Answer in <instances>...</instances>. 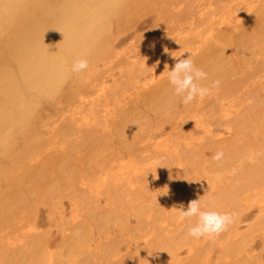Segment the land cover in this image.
Instances as JSON below:
<instances>
[{"label":"bare ground","instance_id":"bare-ground-1","mask_svg":"<svg viewBox=\"0 0 264 264\" xmlns=\"http://www.w3.org/2000/svg\"><path fill=\"white\" fill-rule=\"evenodd\" d=\"M184 51L221 81L187 106L168 81ZM263 129L264 0H0V264H240L263 217L217 237L218 261L177 217L199 198L264 212Z\"/></svg>","mask_w":264,"mask_h":264},{"label":"clouds","instance_id":"clouds-1","mask_svg":"<svg viewBox=\"0 0 264 264\" xmlns=\"http://www.w3.org/2000/svg\"><path fill=\"white\" fill-rule=\"evenodd\" d=\"M186 52L189 53L187 58H181ZM170 55L173 60H175V63L168 71V81L173 88L174 94L181 97V103L183 105H190L196 100L203 101L208 95H210L212 89L220 86L221 81L218 79L214 80L210 86H204L201 83V81L208 79V73L201 68L196 67L191 52L184 51L179 55H173L172 53ZM165 66L168 67L167 64H165ZM88 68L89 61L84 56H81L73 61L70 71L75 74H81ZM223 155L224 153L222 151H218L213 156V160L220 161ZM162 161L163 158L156 161V168L158 166H165ZM168 192L169 189L167 187L159 194L167 195ZM194 217L196 218V223L188 229V235L195 239H216L236 222L238 213L220 212L203 207L199 198L191 200L188 203L186 210H184L183 205H181L177 220L178 222H182L185 219H191Z\"/></svg>","mask_w":264,"mask_h":264},{"label":"rangeland","instance_id":"rangeland-1","mask_svg":"<svg viewBox=\"0 0 264 264\" xmlns=\"http://www.w3.org/2000/svg\"><path fill=\"white\" fill-rule=\"evenodd\" d=\"M227 1V0H225ZM229 2L231 0H228ZM153 13H149V16L152 15ZM149 16H142V20H147L150 19ZM145 31H142L141 33H143ZM258 57H261L260 55ZM262 58V57H261ZM264 132V129H263ZM237 134V133H236ZM237 137V136H236ZM261 144L258 145V147H264V137H261L260 140ZM253 158V156H251V154L249 155L248 159H250V162L252 161L251 159ZM246 161V160H243ZM247 162V161H246ZM232 169L235 168V166H231ZM227 168L221 169L219 170L218 176L222 178L223 181L228 180L231 178V176L233 175V170H229ZM236 170V169H235ZM213 174H217L214 171H204L203 169L198 172V179H199V183L202 185V187H208L209 186V181L212 179ZM224 177V178H223ZM227 178V179H225ZM195 187V185H194ZM259 198L256 197L254 199H252L250 201V204L247 207H242L241 209V214H239V218L236 221V226H238V230L239 233L235 234L234 232H230L231 234H233L234 238L238 239V237L244 236L243 234H247V227L251 224V226L249 228H252V220L258 218V217H263L264 218V212L263 213H258V211L260 210V207L258 206L260 204V202H257ZM67 203L68 201L65 200ZM66 214H70L69 213V207L66 204ZM40 221H42V223L40 222V227L39 228L43 234L44 237H48L51 236L50 233L52 234L51 236V242L53 245L57 244L58 242L55 240L54 236L57 233V228L55 224H51L49 219L47 218V212L43 211L42 214L40 215ZM264 232V226H262V228L260 230H256L254 232V236H248L246 235V238H243L240 240V248L238 250V255L236 254H232L231 257H233L235 260H237V258H241V262L240 264H263L264 263V240L262 238V234ZM60 235V234H58ZM230 242V239H227ZM215 241V242H214ZM212 242L214 244L215 249H213V255H212V261H218V257H219V252L222 250H220V247L217 244V240L216 239H212ZM237 242V241H236ZM223 245V244H222ZM213 246V247H214ZM122 253H129L126 250V243L122 244ZM182 257L186 258L187 252H185V248H183L182 252ZM235 256H239V257H234ZM100 255H98L99 257ZM244 257V258H243ZM105 262H108V260L106 259ZM188 261H184V263H186Z\"/></svg>","mask_w":264,"mask_h":264}]
</instances>
